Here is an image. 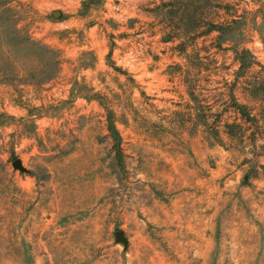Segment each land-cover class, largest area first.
I'll return each instance as SVG.
<instances>
[{"label": "rangeland", "instance_id": "rangeland-1", "mask_svg": "<svg viewBox=\"0 0 264 264\" xmlns=\"http://www.w3.org/2000/svg\"><path fill=\"white\" fill-rule=\"evenodd\" d=\"M0 264H264V0H0Z\"/></svg>", "mask_w": 264, "mask_h": 264}, {"label": "trees", "instance_id": "trees-1", "mask_svg": "<svg viewBox=\"0 0 264 264\" xmlns=\"http://www.w3.org/2000/svg\"><path fill=\"white\" fill-rule=\"evenodd\" d=\"M195 2H197V0H194ZM194 4V3H193ZM195 5V4H194ZM190 4H186V5H182V7L180 8V10H179V14H180V16H186L187 15V11L189 10V8H190ZM172 13V15H174L175 14V11H172L171 12ZM171 15V16H172ZM187 23L188 22H186V23H184V21H181L180 22V25H182V27H186L187 26ZM218 29V30H217ZM221 29V28H220ZM219 28H212L211 30H210V32L209 33H211V32H213V31H220L221 32V30H220Z\"/></svg>", "mask_w": 264, "mask_h": 264}, {"label": "water", "instance_id": "water-1", "mask_svg": "<svg viewBox=\"0 0 264 264\" xmlns=\"http://www.w3.org/2000/svg\"><path fill=\"white\" fill-rule=\"evenodd\" d=\"M58 14L59 13H57V16H58ZM21 165V162L19 161V160H17L16 162H15V166L16 167H19ZM116 237H117V240L119 241V242H122V243H124V244H128V238L125 236V234H124V232L123 231H118L117 233H116Z\"/></svg>", "mask_w": 264, "mask_h": 264}]
</instances>
